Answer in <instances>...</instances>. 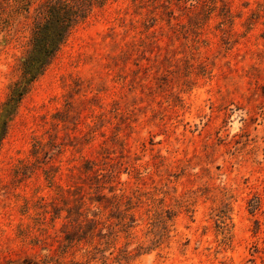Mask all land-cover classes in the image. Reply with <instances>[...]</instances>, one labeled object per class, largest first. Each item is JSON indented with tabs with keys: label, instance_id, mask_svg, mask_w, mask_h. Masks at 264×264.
I'll list each match as a JSON object with an SVG mask.
<instances>
[{
	"label": "rangeland",
	"instance_id": "1",
	"mask_svg": "<svg viewBox=\"0 0 264 264\" xmlns=\"http://www.w3.org/2000/svg\"><path fill=\"white\" fill-rule=\"evenodd\" d=\"M25 1L0 0V264H264V0H108L23 89Z\"/></svg>",
	"mask_w": 264,
	"mask_h": 264
},
{
	"label": "trees",
	"instance_id": "2",
	"mask_svg": "<svg viewBox=\"0 0 264 264\" xmlns=\"http://www.w3.org/2000/svg\"><path fill=\"white\" fill-rule=\"evenodd\" d=\"M39 4L31 15L30 0H26L32 18L31 38L20 68L23 89L42 75L56 59L73 29L84 22L91 13L106 5L108 0H37ZM18 96L21 95L17 94Z\"/></svg>",
	"mask_w": 264,
	"mask_h": 264
}]
</instances>
